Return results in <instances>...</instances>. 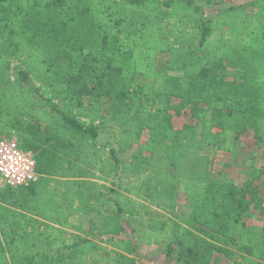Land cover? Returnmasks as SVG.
Returning a JSON list of instances; mask_svg holds the SVG:
<instances>
[{"label":"trees","instance_id":"obj_1","mask_svg":"<svg viewBox=\"0 0 264 264\" xmlns=\"http://www.w3.org/2000/svg\"><path fill=\"white\" fill-rule=\"evenodd\" d=\"M11 130L42 176L0 187V264H138L123 215L139 243L163 241L186 264H264V227L245 222L264 210V172L237 185L212 169L238 136L264 142V0L209 17L195 0H0V131ZM110 177L129 178L128 194ZM180 197L176 216L139 209L173 214Z\"/></svg>","mask_w":264,"mask_h":264},{"label":"rangeland","instance_id":"obj_2","mask_svg":"<svg viewBox=\"0 0 264 264\" xmlns=\"http://www.w3.org/2000/svg\"><path fill=\"white\" fill-rule=\"evenodd\" d=\"M251 0H222L216 1L211 4H205L203 0H195L196 3L203 6L205 15L212 16L219 9L226 7L231 4L247 3ZM167 58V55L160 53L158 60L162 63ZM222 75L225 78L232 79L238 76L237 70L223 69L221 70ZM179 99H174L178 102ZM188 107L182 112L181 115L173 116V125L175 128L182 127L183 124L191 121L188 114ZM147 134L144 133L141 137V141H145ZM21 141V136H18ZM99 141L105 144L107 147H116L113 134L111 130L107 128L99 129ZM264 142L262 136H255L251 133L240 135L236 139V147L232 153L217 151L212 157V169L214 172L223 174V177L227 180L233 181L235 184L240 185L247 179V172L251 167L260 169L264 172ZM124 156V155H123ZM123 158V157H122ZM119 180V179H118ZM109 178L107 185L114 183L116 188L118 183H121L122 188L120 191L128 194L126 191V183L129 182V178L122 177L120 181ZM114 196V195H113ZM139 209L141 212H149L150 215L162 219L169 217L170 215H179L181 210H186L187 202L184 197H180L178 206L173 214L167 211L158 209L154 204L149 201H141ZM264 205V203H263ZM124 224V232L122 237L130 238L137 243V252L133 254L138 264H186L178 260L175 255L167 254V247L163 241L153 243L150 245L138 242V228L133 217L127 215L122 216ZM148 215H144V219L147 220ZM248 224H257L260 227H264V210L259 212L251 207V216L245 219ZM105 238V237H104ZM95 240L99 241L98 237H94ZM103 243V242H102ZM174 249V245L171 246ZM173 252V250H172ZM211 264H231L230 260L225 258L222 254L215 253Z\"/></svg>","mask_w":264,"mask_h":264},{"label":"built area","instance_id":"obj_3","mask_svg":"<svg viewBox=\"0 0 264 264\" xmlns=\"http://www.w3.org/2000/svg\"><path fill=\"white\" fill-rule=\"evenodd\" d=\"M14 131H0V183L17 188L37 181L36 152L26 148Z\"/></svg>","mask_w":264,"mask_h":264},{"label":"crops","instance_id":"obj_4","mask_svg":"<svg viewBox=\"0 0 264 264\" xmlns=\"http://www.w3.org/2000/svg\"><path fill=\"white\" fill-rule=\"evenodd\" d=\"M181 128V127H180ZM134 150H136V146H134L133 147V149H131V150H128L126 153H124V154H121V155H119V157L122 159V160H124V161H128V160H130V158H131V154H132V152L134 151ZM124 155V156H123ZM123 157V158H122ZM41 176L42 175H40L39 174V177H38V179H37V181L41 178ZM111 178H114V177H110V179ZM116 178H114V180H115ZM0 187H5V186H3L1 183H0ZM6 188H8V187H6ZM9 189H12V188H9ZM14 189H17V188H14Z\"/></svg>","mask_w":264,"mask_h":264}]
</instances>
